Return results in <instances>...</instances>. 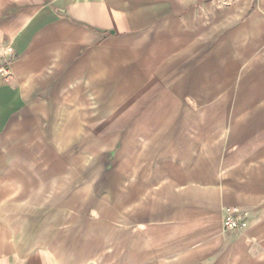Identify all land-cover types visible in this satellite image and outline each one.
I'll list each match as a JSON object with an SVG mask.
<instances>
[{"label": "crops", "instance_id": "crops-1", "mask_svg": "<svg viewBox=\"0 0 264 264\" xmlns=\"http://www.w3.org/2000/svg\"><path fill=\"white\" fill-rule=\"evenodd\" d=\"M0 44V264H264V0H0Z\"/></svg>", "mask_w": 264, "mask_h": 264}, {"label": "built area", "instance_id": "built-area-1", "mask_svg": "<svg viewBox=\"0 0 264 264\" xmlns=\"http://www.w3.org/2000/svg\"><path fill=\"white\" fill-rule=\"evenodd\" d=\"M14 48L11 44H0V83L12 77ZM244 226V221L233 213H227L223 219L225 230H234Z\"/></svg>", "mask_w": 264, "mask_h": 264}]
</instances>
